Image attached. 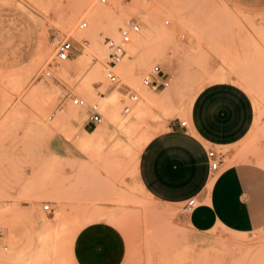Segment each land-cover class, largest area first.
Segmentation results:
<instances>
[{
    "label": "rangeland",
    "instance_id": "obj_1",
    "mask_svg": "<svg viewBox=\"0 0 264 264\" xmlns=\"http://www.w3.org/2000/svg\"><path fill=\"white\" fill-rule=\"evenodd\" d=\"M132 20L112 84L103 40ZM63 39L72 49L59 61ZM154 63L167 85L141 84ZM226 80L254 107L238 158L264 164V0H0V264H77L73 238L94 220L123 235L121 264H264L263 229L195 231L182 204L154 198L138 176L146 142L176 119L189 125L199 90ZM73 95L97 103L102 122Z\"/></svg>",
    "mask_w": 264,
    "mask_h": 264
},
{
    "label": "crops",
    "instance_id": "obj_2",
    "mask_svg": "<svg viewBox=\"0 0 264 264\" xmlns=\"http://www.w3.org/2000/svg\"><path fill=\"white\" fill-rule=\"evenodd\" d=\"M253 116L249 96L233 82L202 87L191 103L189 125L176 119L142 148L138 176L143 187L154 198L172 204L184 206L194 197L196 205L186 210L185 217L195 231L264 230L262 157L257 163L237 155ZM259 146L264 157V129ZM209 149L223 152L215 170L209 166ZM125 252L123 235L104 220L82 226L72 242L77 264H121Z\"/></svg>",
    "mask_w": 264,
    "mask_h": 264
},
{
    "label": "built area",
    "instance_id": "obj_3",
    "mask_svg": "<svg viewBox=\"0 0 264 264\" xmlns=\"http://www.w3.org/2000/svg\"><path fill=\"white\" fill-rule=\"evenodd\" d=\"M101 3H107L108 0H99ZM79 28H85L87 26V21L83 20L78 24ZM139 30L138 21L132 20L130 22L125 23L123 26L118 28V35L115 36H106L103 40L104 47L106 49V65L104 67V75L105 78L112 84H120L121 78L118 73L119 63L123 60L127 44L130 42L131 36L133 33ZM72 49L71 42L67 39H63L58 42L56 46L55 57L57 60L62 61L66 60L70 56V51ZM42 74L50 75L49 70L43 71ZM169 82V77L166 72L162 69L160 63H154L150 66V68L145 71L141 76V84L144 86H152L159 87L165 86ZM138 99V94L135 90L129 89L127 92V100L128 102H135ZM71 102L76 106H85L87 108L88 118L87 121L91 124L97 125L102 122L103 116L100 111L97 103L88 104L87 101L79 96L73 95L71 96ZM123 111L126 113L130 109L129 103H125L123 105ZM180 123L182 125L186 124V121L181 120ZM207 156L209 158V166L211 169L215 170L222 157V151H215L213 149H209L207 151ZM196 205V200L194 197L189 198L186 201V204L183 206L185 210L191 209ZM43 209H49V203H44L42 205Z\"/></svg>",
    "mask_w": 264,
    "mask_h": 264
},
{
    "label": "bare ground",
    "instance_id": "obj_4",
    "mask_svg": "<svg viewBox=\"0 0 264 264\" xmlns=\"http://www.w3.org/2000/svg\"><path fill=\"white\" fill-rule=\"evenodd\" d=\"M61 208V207H60ZM41 216V215H40ZM56 219V218H55ZM36 221V220H35ZM37 222V221H36ZM56 222V221H55ZM33 223H34V221H33ZM41 225H44V227H46V228H48V226H45V225H48L49 223H50V216H48V215H43L42 217H41V221L39 222ZM50 225H51V223H50ZM52 226V225H51ZM43 227V228H44ZM50 229V228H49ZM49 229H47V230H49ZM46 230V229H45ZM43 231H44V229H43ZM62 231V230H61ZM47 233V232H46ZM63 233V232H62ZM39 234V233H38ZM44 234V233H43ZM64 234V233H63ZM67 234V233H66ZM66 234H64V236L66 235ZM41 235V234H40ZM47 235V234H46ZM47 236H49V235H47ZM47 236H46V238H47ZM61 239V238H60ZM51 240V239H50ZM62 240V239H61ZM60 246V245H59ZM71 247V246H70Z\"/></svg>",
    "mask_w": 264,
    "mask_h": 264
}]
</instances>
